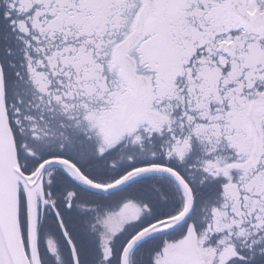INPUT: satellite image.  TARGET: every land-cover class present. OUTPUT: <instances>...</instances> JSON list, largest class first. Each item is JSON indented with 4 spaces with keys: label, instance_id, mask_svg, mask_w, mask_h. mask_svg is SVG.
Returning <instances> with one entry per match:
<instances>
[{
    "label": "snow or ice",
    "instance_id": "obj_1",
    "mask_svg": "<svg viewBox=\"0 0 264 264\" xmlns=\"http://www.w3.org/2000/svg\"><path fill=\"white\" fill-rule=\"evenodd\" d=\"M0 264H264V0H0Z\"/></svg>",
    "mask_w": 264,
    "mask_h": 264
}]
</instances>
